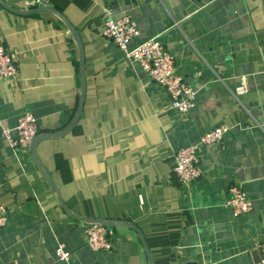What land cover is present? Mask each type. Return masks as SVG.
<instances>
[{"label":"crops","instance_id":"obj_1","mask_svg":"<svg viewBox=\"0 0 264 264\" xmlns=\"http://www.w3.org/2000/svg\"><path fill=\"white\" fill-rule=\"evenodd\" d=\"M28 12L47 6L78 32L85 93L80 117L61 137L39 141L38 162L0 133V264H147L138 234L113 227L111 249L86 246V222L118 220L143 235L153 264H260L264 242V0H0ZM36 1V0H33ZM107 8L138 27L134 47L157 38L195 91L183 115L163 89L102 36ZM0 44L16 58L14 79H0V123L16 137V118L32 114L38 135L60 132L74 117L78 49L51 13L17 14L0 5ZM245 81L248 91L236 96ZM227 125L221 142L199 151L200 177L180 187L174 153ZM239 186L251 212L225 207ZM58 194V195H57ZM62 245L68 261L55 251Z\"/></svg>","mask_w":264,"mask_h":264},{"label":"built area","instance_id":"obj_2","mask_svg":"<svg viewBox=\"0 0 264 264\" xmlns=\"http://www.w3.org/2000/svg\"><path fill=\"white\" fill-rule=\"evenodd\" d=\"M39 1L30 0L28 7L38 6ZM106 16L102 36L115 44L124 57L137 64L144 71L152 83L164 90L169 98L170 107L183 115L195 105V89L187 84L176 71L174 58L162 46L157 38H152L134 47L130 43L139 35L137 24L127 16L113 17L109 9L104 8ZM17 75V61L7 53L0 44V79H14ZM248 91L245 81H241L235 89V95L240 96ZM16 137L0 123L1 136L13 149H27L38 134L36 118L26 112L16 118ZM229 132L227 125L215 126L204 133L197 143L178 149L173 156L172 172L180 187H188L197 180L201 172L198 168L199 151L204 145L221 142ZM229 197L225 203L233 217L247 214L252 210V203L247 194L236 185L229 188ZM6 209L0 205V229L6 224ZM115 235L113 227L99 224H88L85 228L86 246L93 252H108L111 249L112 238ZM260 264H264V242L259 246ZM59 261H68L69 254L59 245L55 251Z\"/></svg>","mask_w":264,"mask_h":264},{"label":"water","instance_id":"obj_3","mask_svg":"<svg viewBox=\"0 0 264 264\" xmlns=\"http://www.w3.org/2000/svg\"><path fill=\"white\" fill-rule=\"evenodd\" d=\"M0 5L7 8L10 11L17 13V14H35V13H51V14H54L59 19H61V21L64 23V25L68 29L69 33L71 34L73 40L75 41V44H76L77 49H78V56H79L78 79H79L80 95H79L77 109H76V112H75L73 119L60 132L54 133V134L38 135L32 140V142L30 144L31 157H32L35 165L37 166V168L39 169L41 174L44 176V178L46 179L51 191L57 193L49 175L47 174V172L45 171L43 166L36 159L35 154H34V147L39 141H42L45 139H51V138H55V137H61V136L65 135L67 132H69V130L74 126V124L78 121V119L80 117V114L82 111V106H83L84 93H85V82H84L85 70H84V59H83V50H82L81 41L79 39L78 32L76 31V29H74L60 13H58L57 11H54L53 9H51L47 6L36 7L33 10L28 11V12H20V11H15V10L7 7L1 1H0ZM58 202H59L61 208L67 214V216H69L73 220L86 222L88 224H99V225L110 226V227H125V228H129V229L134 230L140 238L142 249L144 251L147 264H153V260H152L151 254L149 253V249H148L147 243L145 241V238L143 237L141 232L134 225H132L128 222H125V221H118V220L81 219V218L73 216L67 210V208L62 203L59 196H58Z\"/></svg>","mask_w":264,"mask_h":264}]
</instances>
